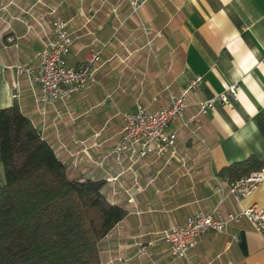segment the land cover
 <instances>
[{"label": "crops", "instance_id": "0c3cea01", "mask_svg": "<svg viewBox=\"0 0 264 264\" xmlns=\"http://www.w3.org/2000/svg\"><path fill=\"white\" fill-rule=\"evenodd\" d=\"M57 14L73 38L66 63L80 66L95 48L101 60L88 88L42 106L39 86L16 67L37 64ZM195 76L202 83L186 116L228 86L236 99L201 116L196 134L180 130L172 152L116 163L122 114L170 105ZM14 104L70 176L103 180L109 202L125 210L99 243L102 264H264V230L245 218L203 234L184 258L161 239L199 211L264 209V182L238 201L224 174L264 158V0H146L136 11L129 0H0V109Z\"/></svg>", "mask_w": 264, "mask_h": 264}, {"label": "trees", "instance_id": "16d2710c", "mask_svg": "<svg viewBox=\"0 0 264 264\" xmlns=\"http://www.w3.org/2000/svg\"><path fill=\"white\" fill-rule=\"evenodd\" d=\"M0 264H102L99 243L125 216L103 180L72 177L19 107L0 109ZM264 168L249 156L224 172L234 181Z\"/></svg>", "mask_w": 264, "mask_h": 264}, {"label": "built area", "instance_id": "2783aa9c", "mask_svg": "<svg viewBox=\"0 0 264 264\" xmlns=\"http://www.w3.org/2000/svg\"><path fill=\"white\" fill-rule=\"evenodd\" d=\"M146 0H129L133 11ZM73 42L72 33L66 20L56 15L52 24V34L45 39L42 48L36 53L35 66L16 67L19 74H25L29 81L39 86L38 103L42 106L52 105L57 101H65L74 92L88 88L95 82L94 73L101 60V48H95L88 54L86 61L74 67L66 63ZM202 77L195 76L180 89L179 95L170 105L156 110H148L138 106L133 113H123V127L111 150L115 162L121 164L125 157L138 160L155 153L162 156L172 152L178 133L188 129L196 134L200 118L208 114L216 103L236 99L237 87L228 86L222 93L198 103V110L186 116L187 96L201 87ZM178 127L171 129L173 123ZM264 182V168L251 172L240 179L228 181V193L236 200L251 194L259 184ZM247 219L258 232L264 230V209L252 206L236 214L222 215L219 210L213 212L199 211L188 218L183 225L161 232V239L168 246L173 258H184L187 252L195 247L200 237L207 232H223L229 223ZM146 249L141 247L139 253Z\"/></svg>", "mask_w": 264, "mask_h": 264}, {"label": "rangeland", "instance_id": "374dc122", "mask_svg": "<svg viewBox=\"0 0 264 264\" xmlns=\"http://www.w3.org/2000/svg\"><path fill=\"white\" fill-rule=\"evenodd\" d=\"M4 181V171H3V167L0 164V184Z\"/></svg>", "mask_w": 264, "mask_h": 264}]
</instances>
